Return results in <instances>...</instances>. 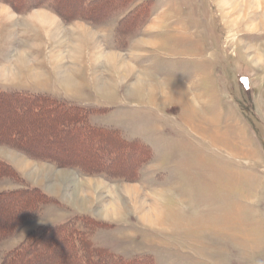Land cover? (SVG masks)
Returning <instances> with one entry per match:
<instances>
[{
	"label": "rangeland",
	"instance_id": "1",
	"mask_svg": "<svg viewBox=\"0 0 264 264\" xmlns=\"http://www.w3.org/2000/svg\"><path fill=\"white\" fill-rule=\"evenodd\" d=\"M109 52L122 55L118 63ZM126 63L135 70L124 77L115 67ZM1 81L12 84L0 86L8 90L68 93L75 101L67 102L94 110L91 124L116 129L150 153L145 164L146 155H129L136 161L129 181L0 143V155L25 182L59 200L0 242V262L36 227L87 214L104 225L93 243L127 260L264 264V0H126L95 24L64 21L46 7L18 12L0 1ZM31 125L39 135L55 124L26 117L19 124L0 113L6 133L30 136ZM64 139L35 138L29 149L45 153L47 146L46 153L70 160L86 156ZM90 179L103 183L92 186ZM129 184L140 189L138 199L128 197ZM19 187L0 180V191ZM151 207L158 216L143 220ZM12 220L0 214V225Z\"/></svg>",
	"mask_w": 264,
	"mask_h": 264
},
{
	"label": "trees",
	"instance_id": "2",
	"mask_svg": "<svg viewBox=\"0 0 264 264\" xmlns=\"http://www.w3.org/2000/svg\"><path fill=\"white\" fill-rule=\"evenodd\" d=\"M0 1L9 4L18 12L46 7L64 21L79 19L92 24L101 22L117 5L126 2V0ZM0 110V113L6 117L15 116L19 124L24 123L25 117L37 119L39 122L45 118L53 121L55 125L48 129L49 132L39 135L34 133L35 125L30 127L29 131L32 132L30 136L26 130L13 129L6 133L2 128L0 143L58 166H70L90 174L105 173L111 178L133 181L136 176L134 171L136 161L131 159L128 161L129 155L137 156L138 152L146 155V160L143 161L145 164L150 153L147 145L122 137L116 129L91 124L89 117L93 109L73 105L50 94L0 87ZM61 136H65V142L76 147L77 150L87 151L86 156L70 160L65 159V156L46 153L50 149L47 146L43 148L44 151L42 150V152L46 151L45 153H36L29 149L35 138L38 142L43 140L47 143H55L57 137ZM89 142H91L90 147H87L86 143ZM128 165L130 171H127ZM1 179H10L20 183L21 187L0 191V214L4 219L13 217L8 225H0V242L12 237L17 229L38 214L43 206L59 203L56 197L42 188L25 182V178L16 167L2 157H0ZM101 222L87 214H76L66 221L40 225L28 233L17 247L6 252L0 264H38L42 258L61 264H150L145 258L127 260L112 253L108 248L95 245L91 236L97 228L104 226ZM60 247L63 248L62 252L57 254V248Z\"/></svg>",
	"mask_w": 264,
	"mask_h": 264
},
{
	"label": "bare ground",
	"instance_id": "3",
	"mask_svg": "<svg viewBox=\"0 0 264 264\" xmlns=\"http://www.w3.org/2000/svg\"><path fill=\"white\" fill-rule=\"evenodd\" d=\"M39 15H38V19H41V17L42 16H44V14L45 13H43V12H40V13H38ZM48 17H50V18H52L53 20H54V18L52 17V16H48ZM106 55L108 56V59L109 60H111V61H113V62H115V63H118L119 62V59H121V56L122 55H120V53H106ZM23 61V60H22ZM116 66L117 67H115V69H117V70H119V72L120 73H122L123 75H124V77L125 76H127V75H131V72L132 71H134L135 70V68L131 65V64H129V63H126V64H124L123 66H120V67H118V65L116 64ZM36 73V72H35ZM34 76V75H33ZM65 78H67V76H65ZM72 79V78H71ZM67 80H69V79H66V81ZM142 80V79H141ZM73 81V80H72ZM143 81V80H142ZM65 82V81H64ZM68 82V81H67ZM136 88V87H135ZM134 88V89H135ZM138 88V87H137ZM136 88V89H137ZM92 182H97V181H92ZM98 182H101V181H98ZM125 190L127 191V195H128V197H130V198H136V199H138L139 197H140V189L136 186V185H134V184H129V185H126L125 186ZM144 204V203H143ZM111 206H112V208H114V209H116V200L114 199L113 201H112V203H111ZM118 212H114L113 214H104V217H106V218H111L110 216L111 215H115L116 216V214H117ZM114 216V217H115ZM156 216H158V212H157V210L154 208V207H151V210L148 212V213H145L143 216H142V218H143V220H148V221H150V220H152V218L153 217H156Z\"/></svg>",
	"mask_w": 264,
	"mask_h": 264
},
{
	"label": "crops",
	"instance_id": "4",
	"mask_svg": "<svg viewBox=\"0 0 264 264\" xmlns=\"http://www.w3.org/2000/svg\"><path fill=\"white\" fill-rule=\"evenodd\" d=\"M109 53H115V52H109ZM70 82V81H69ZM7 84H11V83H8V82H6V83H4V82H0V86L1 85H6L7 86ZM12 85V84H11ZM15 87H17V86H15ZM18 88H20V89H17V90H23V91H28V90H30V91H32L33 89H30V87H18ZM40 92H41V90H39ZM38 91V92H39ZM46 92H49V93H51L52 95H54V97L55 98H57V99H59V100H63V101H75V99H72V98H69V97H67L66 95H68V93H65L64 92V94H62L61 96H59V95H57V93H55V92H51V90H46ZM0 157H2V158H4L5 160H7V161H9L10 163H12L16 168H17V166L15 165V163H13L12 161H10V160H8L7 158H5V157H3V156H1L0 155ZM92 181H101V180H97V179H90V180H88V182L89 183H91L92 184V186H94V185H96V184H100V183H103V181H101V182H92ZM40 188H43V186H39ZM46 191H48V190H46ZM49 192V191H48ZM47 192V193H48ZM82 208V207H81ZM85 212H87V213H91V212H89V210H87V211H85ZM13 238V237H12ZM23 240V238L21 239V240H19V242H21ZM16 246V245H15Z\"/></svg>",
	"mask_w": 264,
	"mask_h": 264
}]
</instances>
